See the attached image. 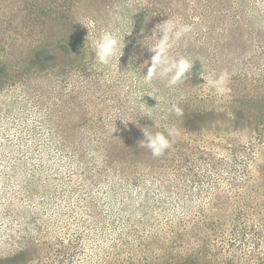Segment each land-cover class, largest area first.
<instances>
[{
	"label": "rangeland",
	"instance_id": "rangeland-1",
	"mask_svg": "<svg viewBox=\"0 0 264 264\" xmlns=\"http://www.w3.org/2000/svg\"><path fill=\"white\" fill-rule=\"evenodd\" d=\"M197 1L171 13L173 0H0V264H153L170 254L264 264V144L235 109L240 99L264 105V0H248L242 36L235 0ZM169 18L193 26L171 50L194 61L192 72L172 88L142 78L146 45ZM89 25L92 39L125 37L120 61L96 62ZM42 42H53L50 55L34 54ZM222 71L227 96L203 79ZM184 100L214 116L182 128L170 109ZM142 118L179 129L167 153L112 163L93 153Z\"/></svg>",
	"mask_w": 264,
	"mask_h": 264
},
{
	"label": "clouds",
	"instance_id": "clouds-1",
	"mask_svg": "<svg viewBox=\"0 0 264 264\" xmlns=\"http://www.w3.org/2000/svg\"><path fill=\"white\" fill-rule=\"evenodd\" d=\"M90 34L87 40L95 54V60L103 66L110 65L114 60H119L124 55L125 37H121L111 31H104L98 39H92L91 26H87ZM193 31V26L187 23L179 22L173 18L156 25L153 35L156 36L155 42L146 45L148 50L153 53L149 61L144 62L147 67V74L142 76L145 83H151L154 79L166 81L169 88L180 83H185L189 78L188 74L192 72L194 61L188 57H176L171 54L175 48L189 33ZM203 76V73H202ZM204 83L207 87L214 89L215 93L220 96H227L232 89L229 87L231 74L222 71L215 78H205ZM170 111L177 116H183V109L173 104ZM124 121L122 116H119ZM144 139L139 141V146L147 148L155 157H160L170 150L175 142V138L180 135L179 129L175 126L168 127L165 132H151L150 128L142 127Z\"/></svg>",
	"mask_w": 264,
	"mask_h": 264
},
{
	"label": "trees",
	"instance_id": "trees-1",
	"mask_svg": "<svg viewBox=\"0 0 264 264\" xmlns=\"http://www.w3.org/2000/svg\"><path fill=\"white\" fill-rule=\"evenodd\" d=\"M173 1H174L173 3L174 8H171V10H173V11L170 10L171 13H177V12L180 13L181 9H186V7L188 6V4L187 5L184 4L185 1L187 0H183V1L173 0ZM209 2L210 1L208 0H204V3L197 1V2H193L192 5L205 9L207 6H209ZM234 4H235L234 9L237 12V16L235 17V23L237 22V25H238L237 27H235V34H238V35L240 34V36H242L241 33L244 32L247 26L244 18L247 17V15L250 13V11L253 10V8L249 9L248 0H235ZM195 9L196 8L191 7L190 11L194 12ZM230 9H233V8H229V9L225 8L224 10L228 11ZM28 12L32 16H35L37 14L35 8L30 9ZM60 18H67V17L63 15L62 17L53 16V15L49 16L50 21H59ZM192 40L195 41L194 39ZM52 45H53V42H42L40 45L35 47L38 49L35 50L34 54L41 55L45 53V54L50 55L53 49ZM33 59H36V58L33 57ZM38 61H40L39 62V65H40L43 60L39 59ZM32 65H35V64L32 63ZM6 70H8L7 67L2 62H0V84L4 83V79H3L4 75L8 73L6 72ZM15 73L16 72L14 71V74ZM179 107L183 109L184 115L177 116L174 113V117L176 118V120L179 119V122H181V124L179 125H181L182 128L184 129L197 130L198 129V119H203L208 116H214L212 115L213 113L203 112L201 110V107L199 105H196V103L192 102L191 100L190 101L184 100L179 105ZM235 109H237V111L239 112V116L242 114V112H246L245 114L249 117L250 123L252 125L253 134L255 135V139L260 141V143L264 144V105L260 104V102H256V100L252 101V100L240 99V100L235 101ZM225 117L228 118L227 116ZM148 123L149 121L147 120V118H142V122H140L139 120L137 124L130 122L128 126L126 127V130L121 131L120 134H118L117 136L118 139L117 138L116 139L107 138L106 140H102L99 146L100 151L94 150L93 153L95 155L101 154L102 160H104V162L106 163L115 162L114 157H118L119 161H122L125 159V156L128 154L138 155L141 152L143 153L147 152L148 155H152L150 150L139 146V141L144 139V135L141 129L142 127L150 128ZM58 129H59L58 137H60L61 139L63 138V140L66 139L65 136H67V133L69 134V132H67V130H65L64 128H61L60 126H58ZM150 131L153 133L157 131L165 132L166 129L165 128H160V129L154 128V129H150ZM126 135L130 136L128 141H125ZM167 152L168 151H166L165 153ZM78 153L82 155L80 151L77 152V154ZM182 262H190V263L192 262L193 264H204V259L201 256H197V255L187 254L186 256H183V255H177V254H170L169 257L164 258L163 260H160L158 262H154L153 264H182Z\"/></svg>",
	"mask_w": 264,
	"mask_h": 264
}]
</instances>
